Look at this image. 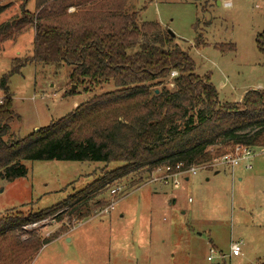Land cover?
<instances>
[{"label": "rangeland", "instance_id": "obj_1", "mask_svg": "<svg viewBox=\"0 0 264 264\" xmlns=\"http://www.w3.org/2000/svg\"><path fill=\"white\" fill-rule=\"evenodd\" d=\"M3 1L10 7L0 21L21 15L23 0ZM120 1L126 3V12H137L142 21H158L176 35V43L195 60L196 73L211 74L221 103L241 101L248 90L264 86V55L256 43L264 30V0H95L83 10L99 2L106 11ZM34 6L29 0L28 9ZM77 11L72 6L68 14ZM66 20L71 27L84 21L81 15ZM199 33L207 45L196 46ZM33 38L30 30L2 43L0 78L14 58L31 54ZM216 43H234L236 50L223 53ZM72 70L68 64L59 68L29 63L10 77L13 120L5 140L25 138L92 97L116 89L113 81L92 86L73 82ZM22 163L28 168L26 176L14 181L0 178V215L28 216L57 205L123 165L57 159ZM251 164L252 169L244 163L235 169H200L181 177L179 188L147 178L135 187L130 179L124 180L113 187L119 188L116 193L111 189L104 195L109 203L89 217L72 222L66 216L49 217L26 225L25 231L35 229L42 237L62 230L28 264H264V147H256ZM232 243H241L240 255L231 254ZM26 255V250L16 249L7 264Z\"/></svg>", "mask_w": 264, "mask_h": 264}, {"label": "trees", "instance_id": "obj_2", "mask_svg": "<svg viewBox=\"0 0 264 264\" xmlns=\"http://www.w3.org/2000/svg\"><path fill=\"white\" fill-rule=\"evenodd\" d=\"M94 1L34 0L30 10L29 0H23L19 17L0 21V49L3 42L34 31L31 54L14 58L0 78L4 94L0 103V178L14 181L26 176L23 160L123 165L104 172L57 205L28 216L0 215V264H7L16 249L26 250L27 255L19 256L15 264H28L62 231L42 237L35 229L25 231L26 225L49 217L66 216L70 222L89 217L109 203L104 195L124 180L130 179L138 187L160 166L181 163L187 169L210 163L239 144L264 147V88L248 90L241 101L221 103L211 74L196 73L195 60L176 43V35L158 21H142L137 12H126L122 1L106 11L99 2L83 10ZM72 6L78 10L75 15L68 14ZM9 7L10 3L0 0V16ZM77 15L84 21L69 26L66 17ZM256 43L264 55V30ZM205 45L204 35L199 33L196 46ZM214 47L223 53L236 50L234 43ZM29 63L59 68L68 64L73 67V82L92 86L113 81L116 89L92 97L73 113L25 138L7 141L4 137L13 120L10 77ZM174 70L178 74L171 77Z\"/></svg>", "mask_w": 264, "mask_h": 264}, {"label": "built area", "instance_id": "obj_3", "mask_svg": "<svg viewBox=\"0 0 264 264\" xmlns=\"http://www.w3.org/2000/svg\"><path fill=\"white\" fill-rule=\"evenodd\" d=\"M227 6L231 5L230 2L225 3ZM178 74L176 70L172 71L171 77H175ZM172 84V83H171ZM173 85V84H172ZM4 100V94L0 95V103ZM256 155V148L252 146L246 145H236L232 150L226 152L222 156L214 158L210 163H205L201 165H195L189 167L187 169H183L182 164L172 165H164L158 167L150 179L148 180L150 183H161L165 185H172L175 188H179L181 186L180 178L183 176H192L196 175L200 169H217L219 170L222 167H231L235 169L241 163H244V167L246 169H252L251 160ZM189 179V177H186ZM119 190V188H117ZM117 189H113L112 193H116ZM114 208V203L111 204L105 211L108 212L109 209ZM241 253V243H232L231 245V254L239 255ZM212 254H216L214 250H212ZM212 259V256L208 258Z\"/></svg>", "mask_w": 264, "mask_h": 264}, {"label": "water", "instance_id": "obj_4", "mask_svg": "<svg viewBox=\"0 0 264 264\" xmlns=\"http://www.w3.org/2000/svg\"><path fill=\"white\" fill-rule=\"evenodd\" d=\"M169 33H171L173 36H175V34H174L171 30H169ZM74 89H75V87L72 88V90H74ZM37 130H39V129L36 128V131H37Z\"/></svg>", "mask_w": 264, "mask_h": 264}, {"label": "crops", "instance_id": "obj_5", "mask_svg": "<svg viewBox=\"0 0 264 264\" xmlns=\"http://www.w3.org/2000/svg\"><path fill=\"white\" fill-rule=\"evenodd\" d=\"M121 2V1H120ZM264 88V86L260 85L258 89H262ZM186 180H189V179H186ZM240 255V254H239Z\"/></svg>", "mask_w": 264, "mask_h": 264}]
</instances>
